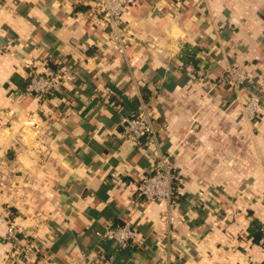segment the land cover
Masks as SVG:
<instances>
[{"label":"crops","instance_id":"obj_1","mask_svg":"<svg viewBox=\"0 0 264 264\" xmlns=\"http://www.w3.org/2000/svg\"><path fill=\"white\" fill-rule=\"evenodd\" d=\"M122 25L133 68L93 0H0V264L11 222L28 264H261L249 228L264 223V0H133ZM235 64L255 74V118ZM34 69L72 76L39 98ZM143 106L171 164L170 214L137 189L154 145L122 135ZM118 224L144 245L104 241Z\"/></svg>","mask_w":264,"mask_h":264},{"label":"built area","instance_id":"obj_2","mask_svg":"<svg viewBox=\"0 0 264 264\" xmlns=\"http://www.w3.org/2000/svg\"><path fill=\"white\" fill-rule=\"evenodd\" d=\"M132 1L93 0L100 17L110 28L114 51L124 59L130 68L134 67V62L129 51V38L123 29L122 15ZM71 76L72 71L68 70L64 72L60 70L39 72L34 69L29 76L26 93L35 94L39 98H44L47 95L52 96L53 92L60 90L65 81ZM228 78L230 85L235 90H246V101L242 109V115L249 119L257 117L262 111L263 100L260 94L253 89L255 74L239 64H235L229 68ZM121 129L122 135L126 140L136 143L145 141L154 145V148L150 149L152 172L145 174L141 178L137 189L145 202H162L167 206L170 214L177 190L174 185L169 158L158 144L156 114L146 106H143L140 111L125 118ZM261 231L262 238L258 243V247L264 254V223ZM8 234L15 247V252L8 256L5 264H28L29 256L22 249H19L17 244V228L14 222L10 223ZM100 236L104 241L115 243L121 249L140 247L145 243V238L139 230L129 224L106 225ZM169 248L171 247L169 246ZM261 264H264V260Z\"/></svg>","mask_w":264,"mask_h":264},{"label":"trees","instance_id":"obj_3","mask_svg":"<svg viewBox=\"0 0 264 264\" xmlns=\"http://www.w3.org/2000/svg\"><path fill=\"white\" fill-rule=\"evenodd\" d=\"M189 60L191 61L192 59H189ZM54 66H56V65H54ZM28 83H29V81H28ZM61 89H62V87H61ZM60 90H57V91L55 90L53 92V95H57L60 92ZM47 96H49V95H47ZM174 184H175V182H174ZM175 187H176V184H175ZM262 226H263V223H261L258 220H254L251 224V227L249 228V235H251L253 237V240L255 243H259L260 239L262 238V231H261Z\"/></svg>","mask_w":264,"mask_h":264}]
</instances>
